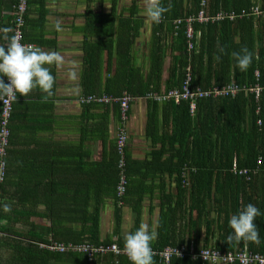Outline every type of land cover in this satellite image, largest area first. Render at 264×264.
<instances>
[{"label":"crops","instance_id":"crops-1","mask_svg":"<svg viewBox=\"0 0 264 264\" xmlns=\"http://www.w3.org/2000/svg\"><path fill=\"white\" fill-rule=\"evenodd\" d=\"M188 1L192 0H185L184 7L188 6ZM16 2L0 0V28L12 29ZM256 5L260 6V3ZM143 7L144 0L28 1L25 40L45 51L59 52L63 59L59 65H48L55 77L50 92L34 88L27 96L18 94L14 102L11 133L4 156L7 173L0 185L2 203L7 202L12 208L9 212L1 209L4 235L0 239V264H89L82 253L59 252L46 246L54 242L76 243L80 242L82 233L86 236L88 196L94 205L99 206L101 241H121L124 245V235L145 223L156 233L152 247L161 242L170 243L167 246L193 242L197 247H214L221 242L222 224L226 217L229 219L234 214L227 196L220 193L223 190H217L219 185L214 182L211 190L202 191L198 202L193 201L191 194L182 197L177 173L170 168L175 162L172 160V155L176 154L175 147H180V143L172 146L170 142L176 134L174 124L177 123L178 111L168 103L142 96L132 103L127 146L131 164L129 183L124 197L119 198L116 145L120 123L115 105L106 107L103 103L80 100L83 96L107 93L108 86L119 85L117 81H125L136 89L148 82L160 84V88L151 89L153 91H166L181 85L183 51L178 34L183 29L185 33L186 28L184 23L178 25L176 21L191 14L177 15L170 20L174 27L171 34L170 30L162 31L156 23L148 20ZM89 14H99L105 21L89 26ZM113 15L119 16L120 22L113 28L116 35L111 37L114 40L112 50L102 44L96 65H88L85 61L88 44L108 43L111 39L90 29L107 28V19ZM257 19L254 28L258 34L256 49L261 47L258 44L264 43L258 40L260 36L264 37V20L258 22ZM57 22L59 28L56 27ZM194 28L199 32L197 51L201 45L202 29H196V24ZM243 28L244 25L233 21L226 27L224 39L220 40L219 35L214 43L207 39L205 47L213 43L214 49L207 52L203 62L194 68V74L191 71V75L203 85L207 78L212 77V85L207 89L236 82L234 76L238 66L235 53L247 48V43L242 42V37H246ZM124 33L133 39L129 60L133 62V70L119 78V60L115 51L118 37ZM0 43L5 42L0 40ZM157 47L163 57L160 78L151 73L152 57ZM257 70L261 77L260 69L255 73ZM215 72L219 73L221 83L215 84ZM229 73L230 81L224 83L222 79L229 77ZM240 73L243 75L244 72ZM184 103L189 106L188 102ZM198 103L193 112L189 107L192 115H195ZM204 103H200V112L208 116L213 114L218 118L217 123H222L228 113L227 107L223 103ZM176 129L179 128L176 126ZM116 169L117 176L114 173ZM252 169L261 170L259 165ZM114 176L117 184H114ZM184 185L187 182L183 180ZM236 190H241L239 193L236 191L240 209L243 190L239 186ZM199 206L206 207L201 215ZM125 259L121 261L120 258L119 263L126 264L127 261V264H132ZM96 264H111V257L104 256ZM153 264L161 262L153 261Z\"/></svg>","mask_w":264,"mask_h":264},{"label":"trees","instance_id":"trees-1","mask_svg":"<svg viewBox=\"0 0 264 264\" xmlns=\"http://www.w3.org/2000/svg\"><path fill=\"white\" fill-rule=\"evenodd\" d=\"M161 3L168 9L162 16V19L159 23H156L158 27L162 29V31H171L174 33V27L172 25V20L177 15H186L192 13H198L200 10V0H192L188 1V6L184 7L186 4L185 0H161ZM257 3H260V8L263 13L260 16H250L244 17L242 19H238V23L244 25L246 31V37L243 36L242 42L247 43V49L252 52L253 59L251 64L247 67L245 71H243V75L238 70V67L235 70V80L239 84H252L256 82L255 70L260 69L261 77L260 82L264 84V37L263 35L259 37L263 44H258L261 46L260 48L255 47L256 38L258 34L254 31L255 28V18L257 17L259 20H264V0H209V13H215L220 8H224L226 10H241V9H250L253 6H256ZM184 7V9H183ZM183 9L180 11V9ZM180 12H179V11ZM185 11V12H184ZM180 13V14H179ZM111 18L107 19L106 23L108 25L105 29H100L99 27L93 28L90 30L96 31L99 35V31L110 38H115V31L113 28L115 23L120 22L119 16H110ZM262 17V18H261ZM101 19V21L99 20ZM115 19H118L116 22ZM105 19L103 16L89 14L88 24L89 26H94L96 23H103ZM125 22V21H121ZM233 22V21H232ZM231 21H224L221 24H198L196 23V29H202V37H201V45L196 51V48L192 52L191 55L187 52V43L186 36L183 32L178 34V40L182 45V76L186 77L188 67H190L191 71L194 74V68L203 62V57L207 54V52H212L214 47V41L217 39V35H219L220 40L224 39V31L226 27L231 26ZM99 24V23H98ZM110 25V26H109ZM261 25V24H260ZM243 27V26H242ZM262 32L264 34V26L262 27ZM167 33V32H166ZM207 35V36H206ZM110 39L108 43L101 44H88L86 52H85V61L88 65H93L96 63V60L100 57L101 46H107L112 50V46L114 44V40ZM213 40L212 45L206 46L207 39ZM133 39L130 38L126 33L120 34L117 40V46L115 53L118 54L119 60V68L117 76L122 78V76H127L133 70V62H129L130 60V45L132 44ZM116 45V44H115ZM206 49V50H205ZM238 52V51H236ZM211 57V55H209ZM189 60H192L189 62ZM162 63L163 57L160 49L157 47V50L154 51L152 62H151V73L155 78H160L162 74ZM191 63V65H189ZM96 65V64H95ZM212 75V74H211ZM213 75H216L215 84L221 83L219 82L220 75L215 72ZM231 74L229 73V77L222 79L225 83L230 81ZM118 79V78H117ZM212 77L207 78L204 81V85L199 83L197 78L192 76L191 84L193 86H201L203 88L209 87L212 85ZM117 81V80H116ZM125 81L118 82V86H108L106 92L113 96H120L123 91H128L137 96L146 95L148 91L151 89L158 90L160 88V84L156 82H148L145 86H141L139 89H136V86L130 85L129 83H124ZM222 98V99H220ZM218 100H215L216 97L206 98L204 100L199 101L198 108L195 115H192L189 110V106L182 101L181 103H175L172 101H167L169 106L174 107L178 112L176 114L175 130L176 134L173 139H170L172 146L176 143H180V147H175L176 154L172 155V160H175L173 167H170L173 171H176L177 176L180 181V191L179 193L182 197L191 194V197L198 202L200 200V195L204 190H211L213 183H217L219 187L217 190L221 191L220 193L227 196L228 202L232 204L231 211L236 214L240 211L244 205L248 203L255 204L261 212V215L257 216L255 219V223L258 227L259 232V242L254 241H231L227 240L229 233L233 230L230 226V218L226 217L225 221L222 224V240L220 243L216 244L214 247L221 249L223 251L227 250H237L243 248L245 245L253 251L257 253L264 254V93L261 99V110L259 113L256 111V102L254 98H250V96H246L244 93H239V95L235 97H220ZM208 104H219L223 103L227 107L228 113L225 115V119L222 123H217V116L213 114H204L200 112V103ZM157 103V102H155ZM203 104V105H204ZM248 104L250 106H248ZM91 105V104H90ZM102 105V104H95ZM115 105L116 115L120 120V103L114 102L113 104H104V106ZM230 112V113H229ZM106 123V122H105ZM176 126L179 129H176ZM180 126V127H179ZM180 135L182 137H180ZM117 149V148H116ZM117 153V150H116ZM118 155V154H117ZM219 155V156H218ZM119 156V155H118ZM127 156V175H130V155L128 151H126ZM259 159H261V163L258 164ZM237 160L239 166L241 167H249L255 168L256 166H260V172H257L251 176V179H247L246 176L236 175L231 171L233 162ZM119 169V168H118ZM118 169L114 170V173L117 176ZM186 171V175L184 173ZM128 175V177H129ZM114 176V184H117V177ZM183 180H187V185L183 186ZM221 180V184L219 181ZM189 184V185H188ZM240 187L243 190V195L241 197L242 206L239 209L237 206V193L236 187ZM254 189V191H253ZM255 189H258L256 191ZM203 191V192H204ZM260 195V197H259ZM77 198V197H76ZM86 208L89 214L87 219V228H86V236L82 233V237L80 238V242L89 241L94 244H110L113 242L119 243V245H123L121 241H101L99 236V206L94 205L91 200V197H87L86 199ZM78 201V200H76ZM200 207V215L204 213V209L206 207ZM229 212V211H228ZM227 213V212H226ZM170 243H159L158 245H153L154 248L163 249ZM207 245V244H206ZM199 248V247H198ZM74 253V252H73ZM111 257V264L116 260V255L113 253H109L105 255V257ZM121 261H125V257H119ZM88 259V258H87ZM120 261L119 264H122ZM154 262H161L159 256L153 255ZM89 264H96L98 262H90ZM130 263V262H129ZM127 264V261H126ZM171 264H201L199 260L192 259L190 257L186 258H178L174 257L172 259ZM233 264H240L239 262H235Z\"/></svg>","mask_w":264,"mask_h":264},{"label":"built area","instance_id":"built-area-1","mask_svg":"<svg viewBox=\"0 0 264 264\" xmlns=\"http://www.w3.org/2000/svg\"><path fill=\"white\" fill-rule=\"evenodd\" d=\"M29 0H17L13 9V25L12 34H18L21 37V42L25 44H31L25 40V14L28 8ZM209 0H200V10L198 13H192L190 16L184 19L176 21L178 25L185 24V35L187 41V50L189 55L192 54L196 48V40L199 32H196L194 25L196 23H220L222 21H236L244 17L260 16L263 11L259 5L253 6L250 9H241L239 11L231 9L226 10L220 8L215 13H209ZM191 68L188 67L186 77L180 86L168 89L166 91H149L146 95H143L145 99L159 102L172 101L175 103H181L186 101L189 103L191 111H195L197 103L204 98L218 97V96H236L240 92H244L253 96L256 102L257 113L261 110V99L264 93V84L260 82V73L257 70L256 82L252 84H239L236 82L227 83L223 86H214L212 88L195 87L191 84L192 75ZM5 82L7 77H4ZM18 95V94H17ZM138 98L137 95L123 91L120 96H113L108 93L99 95H87L81 97L82 102L86 103H103L113 104L114 102L120 103V120L119 129L117 135V152L119 155V183L117 185V195L119 198L124 197L128 186L127 175V146H128V123L130 118V109L132 103ZM16 100V99H15ZM15 100L5 99L0 101V185L5 180L7 173V163L5 160L6 146L10 137V122L14 110ZM261 160H259V164ZM231 171L240 176H246L247 179H251V176L258 172V169H252L249 167H241L237 160L233 162ZM186 175V171H184ZM187 182V180H186ZM3 201V196L0 188V203ZM121 202V201H120ZM0 208V239L4 235L2 230V218ZM46 246L52 250L59 252H76L84 254L90 262H98L105 255L109 253L115 254L116 260L113 264L119 263V257L127 255L124 251V245H119L117 242L110 244H94L89 241L84 242H54L53 244H46ZM152 247V246H151ZM153 255H157L160 258L161 264H171L174 257L197 259L201 264H233L239 262L240 264H264V254L253 252L248 245L237 250L223 251L218 248L206 246L197 247L196 244L189 243L180 246H166L163 249H157L152 247ZM129 260V259H128ZM130 261V260H129Z\"/></svg>","mask_w":264,"mask_h":264},{"label":"clouds","instance_id":"clouds-1","mask_svg":"<svg viewBox=\"0 0 264 264\" xmlns=\"http://www.w3.org/2000/svg\"><path fill=\"white\" fill-rule=\"evenodd\" d=\"M168 9L161 0H144L143 14L153 23H159ZM56 27L59 28V22ZM12 29L0 28V101L15 100L17 94L27 96L34 88L50 92L54 86L55 77L48 65H59L62 56L56 51H45L33 44L21 42L18 34L9 35ZM187 43V41H186ZM187 48V47H186ZM188 52V50H187ZM189 53V52H188ZM236 64L240 71H245L251 64L253 54L246 47L235 53ZM4 77H7L5 82ZM4 212L11 211L12 205L0 203ZM261 215L260 209L253 203H248L230 218L232 232L227 240L259 242V232L255 219ZM156 238L154 230L141 223L132 232L124 235V251L132 264H153L152 241Z\"/></svg>","mask_w":264,"mask_h":264}]
</instances>
